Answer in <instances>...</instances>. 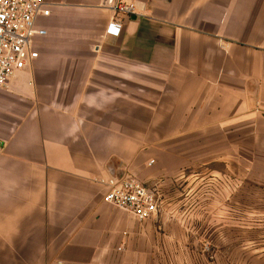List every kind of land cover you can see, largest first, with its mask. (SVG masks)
I'll return each instance as SVG.
<instances>
[{
    "label": "crops",
    "instance_id": "0c3cea01",
    "mask_svg": "<svg viewBox=\"0 0 264 264\" xmlns=\"http://www.w3.org/2000/svg\"><path fill=\"white\" fill-rule=\"evenodd\" d=\"M125 1L110 37L115 0H44L37 58L0 89V264H196L234 228L223 193L264 247V0ZM109 166L157 193L154 216L103 201Z\"/></svg>",
    "mask_w": 264,
    "mask_h": 264
},
{
    "label": "built area",
    "instance_id": "2783aa9c",
    "mask_svg": "<svg viewBox=\"0 0 264 264\" xmlns=\"http://www.w3.org/2000/svg\"><path fill=\"white\" fill-rule=\"evenodd\" d=\"M108 9L112 20L106 25L105 34L118 37L123 21L136 16L135 4L115 0ZM48 15L44 0H0V89H5L15 75L37 58L35 41L46 34L39 22ZM103 201L138 221L154 216L160 205L153 189L122 177L110 178Z\"/></svg>",
    "mask_w": 264,
    "mask_h": 264
},
{
    "label": "rangeland",
    "instance_id": "374dc122",
    "mask_svg": "<svg viewBox=\"0 0 264 264\" xmlns=\"http://www.w3.org/2000/svg\"><path fill=\"white\" fill-rule=\"evenodd\" d=\"M208 174V169H205L201 176L203 188L201 204L203 205V208H201L200 215L196 216V219L194 220L195 222L202 224L204 227L202 234L206 237H209L210 235L208 232V226L211 224V217L208 214L210 211V200L208 196L210 182ZM219 186H223L219 190H221L222 193L225 192V185L221 184ZM241 186L243 185H240L239 183L234 184V194H237V197H240L241 195ZM250 186L252 188V185ZM255 189L254 192H257ZM254 192H251L254 195H250V204L251 207L254 206L256 208L259 200ZM241 202V199H237L235 196L234 211L232 214L228 212L230 215L227 216L225 214L226 211L224 210L226 207L224 193L221 196L219 195L217 205L218 211L220 210V212H218L219 214L215 221H217L219 225L232 223L234 228L231 232L223 231L222 233H219L218 235H221L222 239L219 238L217 241L214 240L212 242L203 240L199 248L196 246V264H264V247H259L257 243V233L251 231L249 235V243L247 242V236L243 238V235L245 236L246 234L242 230V225L249 223L252 227V225L257 223L258 216L256 214H251L248 217L243 215L241 211ZM205 206L207 209H204ZM226 235L228 237H226ZM230 236H232V240L230 239ZM198 253L200 256H198Z\"/></svg>",
    "mask_w": 264,
    "mask_h": 264
},
{
    "label": "water",
    "instance_id": "95a60500",
    "mask_svg": "<svg viewBox=\"0 0 264 264\" xmlns=\"http://www.w3.org/2000/svg\"><path fill=\"white\" fill-rule=\"evenodd\" d=\"M120 170V169H118ZM107 171L109 173V177L111 179H120L123 174L117 172L116 170H113L111 166L107 167Z\"/></svg>",
    "mask_w": 264,
    "mask_h": 264
}]
</instances>
